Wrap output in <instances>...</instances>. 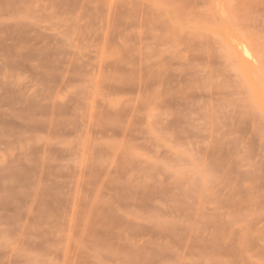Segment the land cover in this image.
<instances>
[{
    "label": "rangeland",
    "instance_id": "1",
    "mask_svg": "<svg viewBox=\"0 0 264 264\" xmlns=\"http://www.w3.org/2000/svg\"><path fill=\"white\" fill-rule=\"evenodd\" d=\"M0 264H264V0H0Z\"/></svg>",
    "mask_w": 264,
    "mask_h": 264
}]
</instances>
